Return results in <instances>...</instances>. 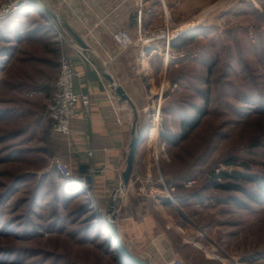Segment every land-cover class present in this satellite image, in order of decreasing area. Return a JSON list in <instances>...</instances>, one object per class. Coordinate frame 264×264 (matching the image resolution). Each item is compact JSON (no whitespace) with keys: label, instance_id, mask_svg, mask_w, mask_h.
<instances>
[{"label":"rangeland","instance_id":"1","mask_svg":"<svg viewBox=\"0 0 264 264\" xmlns=\"http://www.w3.org/2000/svg\"><path fill=\"white\" fill-rule=\"evenodd\" d=\"M159 4L163 18L156 30L170 29L172 36L166 33L150 43L160 44L161 53L155 56L154 79L144 76L149 130L137 159L159 164L165 178L169 173L186 179L194 191L216 178L246 188L202 191L204 227L213 240L208 245L217 247L220 264H231V258L234 264H264V198L249 197L264 193L256 180L219 177L222 171L264 178V0ZM28 49L24 60L42 52L41 47ZM163 58L169 62L164 69ZM46 71L14 67L0 83V264H119V259L127 264L122 252L117 257L119 244L106 233V209L55 162L62 159V135L52 132L43 105L55 88L43 97L28 87L37 79L56 84L57 68ZM184 122L199 124L179 141ZM63 180L87 195L90 205L83 213V198L64 200ZM228 196L239 203L227 202ZM91 216L96 221L88 227Z\"/></svg>","mask_w":264,"mask_h":264},{"label":"crops","instance_id":"2","mask_svg":"<svg viewBox=\"0 0 264 264\" xmlns=\"http://www.w3.org/2000/svg\"><path fill=\"white\" fill-rule=\"evenodd\" d=\"M159 2L144 0L143 22L150 31L162 24ZM37 4L47 15L27 6L0 21V39L4 40L0 48V83L14 67L45 74L47 66H54L59 73L63 49L54 27L58 22L65 34L87 50L83 57L65 46L81 72L76 89L88 92L92 98L91 115H78L72 121L71 133L58 136L62 140L58 146L62 162L68 165L76 162L72 170L78 180L80 166L89 165L94 202L106 209V218L110 219L113 214L108 215L109 206L115 202L113 227L140 260L148 264H169L174 259L187 264H220L215 253L217 247L208 245L212 237L204 227L207 201L192 190V184L167 172L164 178L168 193L157 176L156 163L137 157L129 183L125 184L122 178L134 124L142 131L149 128L148 84L144 76L154 79L155 56L161 53L158 43L145 45L143 49L120 50L112 36L118 29L136 34L137 1L37 0ZM31 46L41 47L43 56L36 54L32 60H24V53ZM163 60L164 69L169 62L167 58ZM118 85L126 90L128 100L117 94ZM28 87L45 97L49 88H55V81L37 79ZM49 101L43 105L48 106ZM78 183L87 188L85 183Z\"/></svg>","mask_w":264,"mask_h":264},{"label":"built area","instance_id":"3","mask_svg":"<svg viewBox=\"0 0 264 264\" xmlns=\"http://www.w3.org/2000/svg\"><path fill=\"white\" fill-rule=\"evenodd\" d=\"M138 11H139V20L137 25L136 34H132L126 29H118L112 32V36L119 46L120 50H125L131 47L144 48L145 45H151L153 41L161 39V37L172 36L170 29H164V31L155 30L152 31V34L148 36V33L151 32L146 24L143 22V6L144 0H136ZM31 6L33 10L40 11L45 13V10L37 4V0H6L0 5V19H4L8 16H11L14 13H17L22 8ZM47 15V14H46ZM54 27L58 34V39L62 47V53L60 58V72L58 75L57 82L55 84L54 94L51 97L48 104V116L52 120V132L57 135H69L72 129V121L82 115L88 117L91 115V95L85 91H78L76 89V80L81 76V72L77 70L75 62L66 52L65 46L71 48L75 53L81 54V56L86 57L85 52L87 51L85 47L81 46L76 40L72 37L65 34L64 30L60 27L58 22L54 23ZM161 31V32H160ZM178 35V34H174ZM172 39V38H171ZM171 39H168L170 43ZM60 171L66 175H69L70 178L75 179L76 176L73 174V168L75 169V163L71 165L65 164L59 158L55 160ZM158 171L164 185V188L169 193V188L164 181V177L161 172V167L158 164ZM75 176V177H74ZM86 193L90 194V190L83 186H80ZM174 200V199H172ZM104 225L107 227L112 240L116 242V238L113 235V231L110 228L108 220H104ZM231 264L235 263L233 258L229 259ZM169 264H187L181 259H174Z\"/></svg>","mask_w":264,"mask_h":264},{"label":"trees","instance_id":"4","mask_svg":"<svg viewBox=\"0 0 264 264\" xmlns=\"http://www.w3.org/2000/svg\"><path fill=\"white\" fill-rule=\"evenodd\" d=\"M19 12V11H18ZM173 44H175V43H173ZM198 122H195V123H187V122H184L183 124H181V134H180V136H179V141H181V140H185L186 138H188V136L190 135L189 133H190V129H194L196 126H198ZM51 129H52V126H51ZM167 140H169V142L170 143H172V141L170 140V138L168 137L167 138ZM58 174H60V173H58ZM237 176H241V177H245V178H247V179H249V180H256L257 181V183H258V185H259V188L262 190L261 191V193L263 192L264 193V178L263 177H259V176H249V175H246V174H242V175H238V172L237 173H233V174H229L228 172H222L221 171V173H220V178H225V179H230V178H232V177H237ZM64 176L63 175H61L60 176V179H64L63 178ZM177 179H181V178H177ZM183 179V178H182ZM217 179V178H216ZM214 180V182H211L212 184H208V185H206V186H203L204 188L203 189H201V191L199 190L198 191V195H200V197H201V199H203V195H202V191H204L207 187L209 188L210 186L211 187H214V188H217V189H224V190H230V191H239V190H241V191H243V192H247V189L246 188H244L242 185H240V184H234V183H232V182H226V183H224V184H221L218 180ZM66 181V180H65ZM64 180H63V188H62V193H63V195H64V200L67 202V201H72L74 198L75 199H78V198H83L84 199V201H85V203L84 204H82L81 205V210H80V212L81 213H83L84 211V209H85V207H88L89 205H90V202H89V200H87L88 198H86L87 197V195H85V194H83V193H81L79 190H77V188H73V185L71 184H66V182H65ZM76 184H77V187L78 186H80L81 184H79L78 182H75ZM249 197L251 198V200H254V201H260L262 198H264V194H262V195H259V194H257V193H252V194H250L249 193ZM226 201L227 202H229V203H235V202H237V203H239L238 202V199L237 198H235V196H228L227 198H226ZM93 216H91L90 217V219L89 218H87L86 219V221L89 223L88 225V227H90V225H91V221L93 220H95L96 221V219L93 217ZM93 224V223H92ZM96 226H97V224H96ZM106 233L109 235L110 233H109V231L107 230L106 231ZM108 237V236H107ZM106 241L108 242V243H110V246H113L111 243H112V240L110 239V237H108V238H106ZM120 249V248H119ZM117 251V250H116ZM121 249L119 250V252H118V256L117 257H121ZM124 256V255H123ZM122 258V257H121ZM119 264H126L123 260H121V259H119ZM127 262V261H126ZM128 264V263H127Z\"/></svg>","mask_w":264,"mask_h":264},{"label":"water","instance_id":"5","mask_svg":"<svg viewBox=\"0 0 264 264\" xmlns=\"http://www.w3.org/2000/svg\"><path fill=\"white\" fill-rule=\"evenodd\" d=\"M107 78H109L111 81L114 82L113 78L107 74ZM117 94L121 97V99L124 100H128L130 97L129 95L126 93V90L123 88V86L118 85L115 87ZM149 128L145 129V130H141L137 123L134 124L133 126V137L131 139V143H130V150L127 153V166L126 169L124 170L123 174H122V178L124 180L125 184H128L130 181V178L132 176V172L134 169V163L136 160V157L139 154V151L141 149V145L142 143H144L146 134L148 133ZM79 182L81 183H85L87 185V188L90 190L92 188V181H93V177L92 174L89 172V165L88 164H82L80 166V172H79ZM115 210V202L111 203V205L109 206V210H108V215L113 214L112 219L107 218L108 223L110 228H112L111 230L113 231L115 237H116V242L119 244V247L121 249V252L123 253V255H125V257L129 258V260L133 261L132 264H148L142 260H140L138 257L134 256L130 250L125 246V244L123 243L122 239L120 238V235L118 233V231L116 230V228L113 227V221L116 218V215L114 213Z\"/></svg>","mask_w":264,"mask_h":264},{"label":"bare ground","instance_id":"6","mask_svg":"<svg viewBox=\"0 0 264 264\" xmlns=\"http://www.w3.org/2000/svg\"><path fill=\"white\" fill-rule=\"evenodd\" d=\"M24 8H26V7H24ZM24 8H22V9H24ZM22 9H21V10H22ZM160 111H161V110H160ZM159 113H160V112H159ZM157 117H158V113H157ZM149 133H150V132H149ZM144 141H145V140H144ZM113 235H114V234H113ZM114 236H115V235H114ZM115 238H116V237H115ZM125 258H126L127 263L130 262V263L132 264L133 261L129 260V258H127V257H125ZM238 263H239V262H238Z\"/></svg>","mask_w":264,"mask_h":264}]
</instances>
